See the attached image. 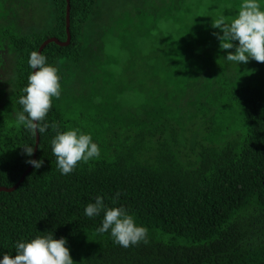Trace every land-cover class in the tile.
I'll use <instances>...</instances> for the list:
<instances>
[{
	"label": "trees",
	"instance_id": "obj_1",
	"mask_svg": "<svg viewBox=\"0 0 264 264\" xmlns=\"http://www.w3.org/2000/svg\"><path fill=\"white\" fill-rule=\"evenodd\" d=\"M50 2L53 21L45 32L4 31L13 54L15 112L32 71L29 52L48 37L66 39V0ZM93 8L94 0H69L68 44L49 42L41 52L57 68L61 85L45 119L60 131L78 128L89 133L99 155L61 175L50 150L55 130L38 133L35 159L43 160L40 168L32 166L13 191H0V253L14 255L15 241L52 232L54 238H65L74 264H264L261 88L245 81L228 91L239 117L235 126L231 115L224 121L220 105L197 104L190 117L177 102L159 100L150 92L139 103L111 104V95L96 86V78L80 71V63L87 60L82 29ZM64 65L75 71L67 87ZM64 96L80 104L79 113L66 115L60 104ZM198 115L208 116L213 127L200 142L185 135L187 123ZM34 143L35 135L19 125L15 115L0 114V186L19 179L28 166L25 161L32 159L20 146ZM97 195L105 197L109 207L123 205L145 226L146 242L122 248L107 232L97 233L102 213L92 218L83 214L85 204Z\"/></svg>",
	"mask_w": 264,
	"mask_h": 264
},
{
	"label": "rangeland",
	"instance_id": "obj_2",
	"mask_svg": "<svg viewBox=\"0 0 264 264\" xmlns=\"http://www.w3.org/2000/svg\"><path fill=\"white\" fill-rule=\"evenodd\" d=\"M239 3L240 0H94L91 17L82 29L83 56L87 60L80 63V71L96 78V86L108 98L111 95V104L117 100L122 105L127 101L139 103L150 92L159 100L167 98L173 105L177 102L182 114L190 117L197 104L220 105L224 121L226 115H231L230 124L238 125L239 117L228 101V91L245 81L258 85L264 108V62L251 58L238 65L226 62L223 55L232 50L219 48L212 35L218 29L211 27L210 20L218 13L230 20ZM52 21L50 0H0V114L15 115L11 101L13 54L4 31L16 35L43 33ZM64 70L63 85L67 87L75 71L71 65H64ZM67 98L64 96L60 102L66 115L79 113L80 104H71ZM209 120L208 116L198 115L187 123L188 139L195 136L200 142L207 136L213 128Z\"/></svg>",
	"mask_w": 264,
	"mask_h": 264
},
{
	"label": "clouds",
	"instance_id": "obj_3",
	"mask_svg": "<svg viewBox=\"0 0 264 264\" xmlns=\"http://www.w3.org/2000/svg\"><path fill=\"white\" fill-rule=\"evenodd\" d=\"M264 0H240L238 11L226 20L222 13L211 17L210 25L218 29L212 33L219 42V48L231 49L223 55L226 62L234 64L246 63L250 58L264 62ZM235 42V43H234ZM46 56L38 50L28 54L27 64L31 72L27 75V83L21 89L23 95L17 99L20 109L15 112L16 122L30 134L44 133L46 129H54L50 139V150L56 161V168L61 175L73 171L78 162H88L99 155V147L89 133L78 128L60 131L56 123L45 119L51 106L52 98L60 96L61 85L57 68L47 63ZM26 156L31 157L33 145L20 146ZM34 168H40L42 159L25 161ZM119 198V192L111 197L113 204ZM105 197L95 196L94 200L85 204V217L101 216L96 227L97 233L107 232L114 244L122 248L146 242L147 229L136 223L134 217L123 205L109 207L104 203ZM14 255L0 253V264H74L64 237L54 238L52 232L35 235L30 239L14 242Z\"/></svg>",
	"mask_w": 264,
	"mask_h": 264
},
{
	"label": "water",
	"instance_id": "obj_4",
	"mask_svg": "<svg viewBox=\"0 0 264 264\" xmlns=\"http://www.w3.org/2000/svg\"><path fill=\"white\" fill-rule=\"evenodd\" d=\"M68 13H69V0H66V9H65V30H66V39L64 41H60L55 37H48L46 38L38 47V51L41 52L42 48L44 45H46L49 42H53L57 45L60 46H64L67 45L70 39V34H69V29H68ZM37 144H38V134H35V143H34V147H33V153H32V159H35L36 156V151H37ZM32 165L28 164V166L23 170V172L21 173L19 179L11 186H0V191L3 192H11L14 189H16V187L18 186V184L23 180L24 176L28 173V171L31 169Z\"/></svg>",
	"mask_w": 264,
	"mask_h": 264
}]
</instances>
